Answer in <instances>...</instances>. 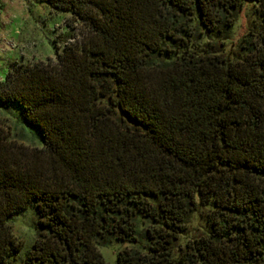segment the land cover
<instances>
[{
    "label": "trees",
    "instance_id": "16d2710c",
    "mask_svg": "<svg viewBox=\"0 0 264 264\" xmlns=\"http://www.w3.org/2000/svg\"><path fill=\"white\" fill-rule=\"evenodd\" d=\"M46 2L65 43L0 82L40 144L0 137V264H107L116 244L114 264H264V0ZM28 207L16 260L6 220ZM197 211L207 230L175 254Z\"/></svg>",
    "mask_w": 264,
    "mask_h": 264
},
{
    "label": "rangeland",
    "instance_id": "374dc122",
    "mask_svg": "<svg viewBox=\"0 0 264 264\" xmlns=\"http://www.w3.org/2000/svg\"><path fill=\"white\" fill-rule=\"evenodd\" d=\"M252 5L245 4L232 28L229 40L224 42L231 49L246 30L253 25ZM66 13L53 11L46 0H0V82L7 69L15 62L33 65L45 59H53L55 44L61 47L67 38L64 21ZM254 29V27L252 28ZM70 41V40H69ZM72 41V40H71ZM0 137L3 143L15 142L26 149L39 148L40 144L31 133L21 126L17 109L0 104ZM201 211L192 213L185 224V231L174 244V253L180 251L186 243L196 240L207 230ZM14 240L20 244L16 260L23 259L25 252L34 241L35 215L31 207L20 214L7 219ZM129 245L97 247L103 261L114 264L115 254ZM15 260V261H16ZM16 264V263H14Z\"/></svg>",
    "mask_w": 264,
    "mask_h": 264
}]
</instances>
